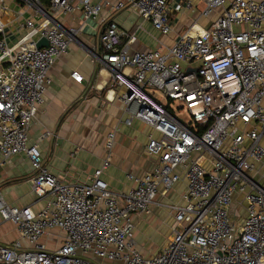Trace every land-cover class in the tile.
<instances>
[{"label": "built area", "instance_id": "1", "mask_svg": "<svg viewBox=\"0 0 264 264\" xmlns=\"http://www.w3.org/2000/svg\"><path fill=\"white\" fill-rule=\"evenodd\" d=\"M8 3L32 15L12 42ZM160 33L155 50L138 51V32L109 21L99 35V61L120 96V125L152 130L145 146L158 166L123 198L104 180L107 157L86 183H64L46 167L40 145L28 147L52 79L78 31L58 20L79 9L85 21L104 7L92 0H0V168L26 153L37 200L9 205L0 191V217L20 241L0 243V264H264V0H128ZM125 3L113 8L122 10ZM186 25L175 32L183 14ZM216 16L214 19L213 16ZM210 20L208 24L200 21ZM47 39L49 46L37 48ZM72 78L81 83L75 72ZM160 92L165 105L154 96ZM185 112L186 122L174 105ZM130 178L133 177L130 175ZM186 182L184 205L174 206L172 238L156 256L137 247L133 215L149 213L160 194ZM237 208V210H235Z\"/></svg>", "mask_w": 264, "mask_h": 264}, {"label": "crops", "instance_id": "2", "mask_svg": "<svg viewBox=\"0 0 264 264\" xmlns=\"http://www.w3.org/2000/svg\"><path fill=\"white\" fill-rule=\"evenodd\" d=\"M120 2L125 3L126 7L115 10L113 7ZM127 2L128 0H92L94 5L104 6L96 19L85 21L81 11L76 8L58 20L64 30L76 29L78 33L69 54L58 59L51 70L52 83L29 129L27 142L28 147L40 145L46 167L62 182L86 183L107 157L105 146L108 135L115 132L111 165L103 178L119 198L127 195L137 185V180L143 179L158 166V160L145 152L152 130L140 122L131 127L120 125V120L125 117L120 96L125 89L111 83L108 66L98 59L99 35L111 20L124 30L135 31L142 26L144 31L137 34L139 40L143 34L156 43L161 38L160 33L149 22L138 18ZM10 4L8 3L5 15L9 24L6 32L9 39L16 42L20 38L16 35L17 31L32 13L21 18L20 8ZM188 17L193 15H181L176 32L186 25ZM215 17L214 15L212 18ZM200 22L208 24L210 20L202 19ZM149 27L157 36L153 35ZM174 38L175 34L166 43L170 42L172 45ZM158 47L156 45L149 49L138 44L136 48L144 52ZM75 72L83 77L81 83L72 78ZM32 177L33 167L26 153L13 157L0 168V191L9 205L24 207L37 200L32 192ZM185 191L186 182L178 183L167 195L158 196L149 213L131 217L137 247L146 257L159 254L172 238V228L176 224L173 207L184 205L182 196ZM14 229L20 239L15 227ZM97 264L123 263L99 260Z\"/></svg>", "mask_w": 264, "mask_h": 264}, {"label": "rangeland", "instance_id": "3", "mask_svg": "<svg viewBox=\"0 0 264 264\" xmlns=\"http://www.w3.org/2000/svg\"><path fill=\"white\" fill-rule=\"evenodd\" d=\"M10 5H12V4H10ZM18 7H20V6H18ZM28 13L31 14L32 12L25 9V13H24V15L21 16V18H25V15ZM178 26L179 25H176V28ZM149 30L153 33L154 36H157V33L154 30H152L150 27H149ZM174 34H176V29L172 35L174 36ZM171 36L169 37V39L173 37V36L172 37ZM139 45L141 47H147L149 49H152L153 47H155L158 44L153 39H151L148 36H146L145 34H143V36L142 35L140 36ZM168 45H170V42L168 43ZM152 94L154 96H156L158 99H160L163 104H165V105L168 104V101L164 99L163 95L160 92H153ZM174 109L176 110L177 116L179 118L183 119L186 122L189 120V117L185 112L182 113L181 110H178V104L174 105ZM235 210H237V208H235ZM14 232H15V229H14L13 224L3 222V220L0 219V243L1 244L11 245V244H15L16 242L20 241V239H18V237L16 236V234Z\"/></svg>", "mask_w": 264, "mask_h": 264}, {"label": "water", "instance_id": "4", "mask_svg": "<svg viewBox=\"0 0 264 264\" xmlns=\"http://www.w3.org/2000/svg\"><path fill=\"white\" fill-rule=\"evenodd\" d=\"M49 46V43L47 41V39L45 38H42L38 43H37V48L41 49V48H44V47H48Z\"/></svg>", "mask_w": 264, "mask_h": 264}]
</instances>
